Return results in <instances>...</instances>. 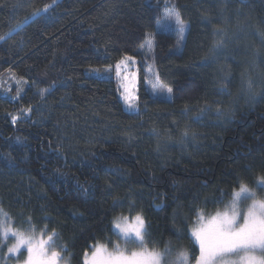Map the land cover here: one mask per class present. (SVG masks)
I'll return each instance as SVG.
<instances>
[{"label":"trees","instance_id":"1","mask_svg":"<svg viewBox=\"0 0 264 264\" xmlns=\"http://www.w3.org/2000/svg\"><path fill=\"white\" fill-rule=\"evenodd\" d=\"M0 37V226L83 264L140 216L143 247L193 263L201 219L241 186L264 199V0H0ZM126 56L136 113L109 70ZM146 58L171 99L146 90ZM12 245L0 227V264Z\"/></svg>","mask_w":264,"mask_h":264},{"label":"snow or ice","instance_id":"2","mask_svg":"<svg viewBox=\"0 0 264 264\" xmlns=\"http://www.w3.org/2000/svg\"><path fill=\"white\" fill-rule=\"evenodd\" d=\"M53 5L45 6L43 13H37L36 15L46 14L49 8H54ZM176 21L178 24H182L179 15H176ZM29 21H26L27 24ZM25 25H18L22 30ZM183 32V27L180 28ZM11 33L8 38H11ZM0 37V40H3ZM132 56H126L125 60L128 62L133 61ZM120 65H117V69ZM99 74V70H96ZM119 75V71H117ZM152 88L154 91H164L165 85L160 81L159 76L155 77L152 82ZM251 85L249 84V90ZM42 90L41 96L44 92ZM168 93L172 92L171 87H167ZM31 109H29L30 111ZM15 120V118H13ZM247 189L241 186V192L234 194L233 204L241 196V193H246ZM135 221L138 226L126 225L122 226L119 223L116 227L120 229L124 236V239L129 243H135L131 239L132 234H135L137 240L140 241V246L143 247V239L141 235V229L143 227V220L140 216L135 217ZM5 238L7 232H5ZM12 235L16 238V244L9 249L10 253L18 251L22 246H27L29 253L26 264H55V253L52 254V258H48L44 252V241H40L33 247V239L31 237H25L21 233L13 232ZM192 235L195 237L196 243L199 245L200 255L197 264H238L237 261L229 262L227 257L234 255L239 257L240 260L247 261V264H264V203H256L249 209L247 216L243 217V223H236V213L232 215L224 213L212 217L211 220L202 225L199 229L193 231ZM51 240V237H49ZM257 250L261 253L260 258L249 255ZM244 255H241V254ZM162 256L158 252L133 251L130 254H126L124 250L117 248L116 250L109 252L103 246H98L92 254L90 261L86 264H161ZM178 260H186V256L181 253L177 258ZM175 264V262H172Z\"/></svg>","mask_w":264,"mask_h":264},{"label":"rangeland","instance_id":"3","mask_svg":"<svg viewBox=\"0 0 264 264\" xmlns=\"http://www.w3.org/2000/svg\"><path fill=\"white\" fill-rule=\"evenodd\" d=\"M174 14L175 13L171 14L168 17V21H167L165 26H166V28L170 29V31L174 32L173 34L176 37L177 45L180 46V45H182V43L184 41V36H185L184 31L181 32L180 28L181 27H183V29L186 28V24L185 23L178 24ZM159 30H160V28H159ZM144 48H146L147 52L152 50V39L147 40L143 49ZM143 49H141V50H143ZM144 63H145L144 69H145V74H146L145 75L146 76L145 77V87H146V90L149 92V94L153 97L160 98V99H171L172 94L168 93L166 91V88L168 86L165 85V90L162 92L159 90H156V91L153 90L152 82L155 80L157 73H156V70L153 66L151 58L150 59L149 58L144 59ZM118 64L120 65L119 69H117ZM118 64L115 66V68L113 70H112V68H109V70L111 71V73H113V77L117 81V86H118V89L120 91L119 99L122 102L125 111H127L129 113H136L138 111V96H137L138 71L134 70L136 67V60L133 59L132 62H128L125 60V58H123L120 61V63H118ZM117 71H119V75H117ZM24 115L26 118H28L29 117L28 111H25ZM245 189H247V188H245ZM239 192H241V189L237 190L235 193H239ZM233 200H234V195H233L232 200L230 201V203L227 205V207L225 209H223L222 211H220L218 213L211 215L210 217H208L206 219H201L199 221V223L194 228H192L191 238H192V240H193V242H194V244L198 250V255L195 258L193 263L189 262L187 252L179 251L178 253H175V255H173L172 257H169L166 254L164 255V253L162 251H150V250L146 249L145 247H141L140 241L136 239L134 233L132 234L131 239L134 240L135 243L127 242L124 239V236L121 233L120 229L116 227V224L119 223L122 226H126V225L138 226L137 222L135 221V217L117 219L114 222V228L117 231V233H118L117 235L120 237V240L119 241L114 240L112 242L111 246H103V247L106 248L109 252H112V251L116 250L117 248H119V249L124 250L126 254H130L133 251L139 252V251H143V250H147L149 252H158L162 256L161 264H172V262H175V264H197V261H198L199 255H200V250H199L198 243H196V241H195V237L192 235L193 231L199 229L202 225L207 224L211 220L212 217H215L217 215H221L224 213H228L229 215H232V213L235 212L236 213V223L242 224L243 223V217L247 216L249 209L252 208L254 204H256L258 202L264 203V199L262 197H259V196L256 197L255 194H253L252 191L249 189H247L246 193H241V196L236 200L235 204H233ZM0 227H1L3 234H5V232H7V236H9L10 238L13 239L12 247H14V245L16 244V238L12 235V233L13 232L19 233V232L15 231L14 229H11L10 228L11 226L8 225V223H3V224H1ZM143 231H144V223H143V227L141 229V235L142 236H143ZM23 235L25 237H31L33 239V245H32L33 247H35L36 244L39 243L40 241H44L45 255L48 258H52V254L53 253L56 254L55 255V264H70L69 260L61 259L60 254L58 252L52 250L49 247V244H50L49 239H47V238L44 239L43 237L32 236V235H28V234H23ZM96 248L87 257H85V259L83 260V264H86L87 261L91 260L92 254L96 250ZM181 253H183L186 256V260H183V259L178 260L177 259ZM11 254L14 256V258L10 264H26V261L28 259V255H29V253L27 251V246H22L18 251L11 253ZM241 255H244V254L242 253ZM249 255L255 256L256 258L261 257V253L259 252V250H257L254 253H250ZM227 260L229 262L237 261L238 264H247V261L240 260L239 257H236L234 255L228 256Z\"/></svg>","mask_w":264,"mask_h":264}]
</instances>
